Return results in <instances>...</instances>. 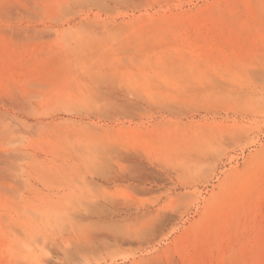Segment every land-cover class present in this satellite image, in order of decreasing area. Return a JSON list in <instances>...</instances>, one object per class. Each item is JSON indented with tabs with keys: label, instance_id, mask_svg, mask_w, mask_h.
Instances as JSON below:
<instances>
[{
	"label": "rangeland",
	"instance_id": "1",
	"mask_svg": "<svg viewBox=\"0 0 264 264\" xmlns=\"http://www.w3.org/2000/svg\"><path fill=\"white\" fill-rule=\"evenodd\" d=\"M264 264V0H0V264Z\"/></svg>",
	"mask_w": 264,
	"mask_h": 264
},
{
	"label": "bare ground",
	"instance_id": "2",
	"mask_svg": "<svg viewBox=\"0 0 264 264\" xmlns=\"http://www.w3.org/2000/svg\"><path fill=\"white\" fill-rule=\"evenodd\" d=\"M42 260V259H41ZM40 259L38 260L39 261V264H47V262L46 263H44V262H42Z\"/></svg>",
	"mask_w": 264,
	"mask_h": 264
}]
</instances>
